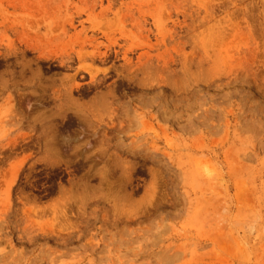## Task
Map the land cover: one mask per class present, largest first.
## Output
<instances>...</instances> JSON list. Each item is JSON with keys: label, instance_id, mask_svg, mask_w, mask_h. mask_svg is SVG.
<instances>
[{"label": "rangeland", "instance_id": "1", "mask_svg": "<svg viewBox=\"0 0 264 264\" xmlns=\"http://www.w3.org/2000/svg\"><path fill=\"white\" fill-rule=\"evenodd\" d=\"M0 264H264V0H0Z\"/></svg>", "mask_w": 264, "mask_h": 264}]
</instances>
